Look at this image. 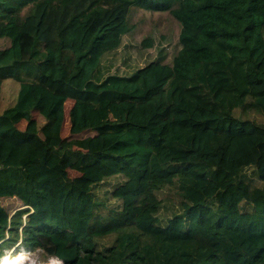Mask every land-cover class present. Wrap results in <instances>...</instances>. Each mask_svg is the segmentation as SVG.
Segmentation results:
<instances>
[{"label": "trees", "instance_id": "obj_1", "mask_svg": "<svg viewBox=\"0 0 264 264\" xmlns=\"http://www.w3.org/2000/svg\"><path fill=\"white\" fill-rule=\"evenodd\" d=\"M36 1L0 0V90L19 87L0 113V258L19 242L63 264H264V175L213 161L264 140V0H133L168 11L176 41L78 14L54 39ZM143 179L154 200L129 220Z\"/></svg>", "mask_w": 264, "mask_h": 264}, {"label": "rangeland", "instance_id": "obj_2", "mask_svg": "<svg viewBox=\"0 0 264 264\" xmlns=\"http://www.w3.org/2000/svg\"><path fill=\"white\" fill-rule=\"evenodd\" d=\"M33 12L37 16V21L31 24L32 28H36L39 24H45L52 36L58 39L61 26L75 14L86 21L93 31L101 30L121 19H127L129 25H136V39L145 35L151 28L157 27L164 33H172L176 41L180 30L179 22L168 11H146L133 0H100L87 7L81 6L77 0H37ZM4 82L8 85H1L0 113L4 108L15 103L19 90L18 83L15 81L6 79ZM69 104L70 102L67 103V107ZM65 117L62 130L64 136L69 132V118L68 115ZM227 155L232 156L239 165L254 164L258 166L264 175V140L250 137L235 138L232 145L221 151L213 158V161L224 163ZM127 197L130 201L128 205L129 220L133 219L142 202L148 203L154 200L152 190L145 179L142 180L140 188L136 192L128 193ZM2 202L3 205L9 206V209L12 210L19 206L14 198H6ZM18 244L19 242L13 247V250L19 247ZM19 249L22 251L23 248L20 247ZM9 252L13 251L9 250ZM31 254L38 263L48 262L51 259L44 258L37 251L31 252Z\"/></svg>", "mask_w": 264, "mask_h": 264}, {"label": "bare ground", "instance_id": "obj_3", "mask_svg": "<svg viewBox=\"0 0 264 264\" xmlns=\"http://www.w3.org/2000/svg\"><path fill=\"white\" fill-rule=\"evenodd\" d=\"M31 252L19 251L17 254L12 255L6 253L2 256L0 264H61V261L58 258L51 257L50 261L44 263H38L31 256Z\"/></svg>", "mask_w": 264, "mask_h": 264}, {"label": "clouds", "instance_id": "obj_4", "mask_svg": "<svg viewBox=\"0 0 264 264\" xmlns=\"http://www.w3.org/2000/svg\"><path fill=\"white\" fill-rule=\"evenodd\" d=\"M16 249H17V247H16ZM9 250H12L13 252L10 253ZM19 251H21V250H19ZM19 251L13 250V248H11V249H7L6 252H5V254H6V253H9V254H12V255H13V254H15V253H17V252H19ZM22 251H24V250L22 249ZM25 252H28V251L25 250ZM1 258H2V257H1ZM1 258H0V260H1ZM55 258H56V257H55ZM59 260H60V259H59ZM60 261H61V260H60ZM62 263H63V262L61 261V264H62Z\"/></svg>", "mask_w": 264, "mask_h": 264}, {"label": "crops", "instance_id": "obj_5", "mask_svg": "<svg viewBox=\"0 0 264 264\" xmlns=\"http://www.w3.org/2000/svg\"><path fill=\"white\" fill-rule=\"evenodd\" d=\"M52 35V34H51ZM52 38H54V39H58V38H56V37H54V36H52Z\"/></svg>", "mask_w": 264, "mask_h": 264}, {"label": "water", "instance_id": "obj_6", "mask_svg": "<svg viewBox=\"0 0 264 264\" xmlns=\"http://www.w3.org/2000/svg\"><path fill=\"white\" fill-rule=\"evenodd\" d=\"M15 254H17V253H15ZM15 254H14V255H15ZM62 264H63V263H62Z\"/></svg>", "mask_w": 264, "mask_h": 264}, {"label": "built area", "instance_id": "obj_7", "mask_svg": "<svg viewBox=\"0 0 264 264\" xmlns=\"http://www.w3.org/2000/svg\"><path fill=\"white\" fill-rule=\"evenodd\" d=\"M23 252H25V250Z\"/></svg>", "mask_w": 264, "mask_h": 264}]
</instances>
